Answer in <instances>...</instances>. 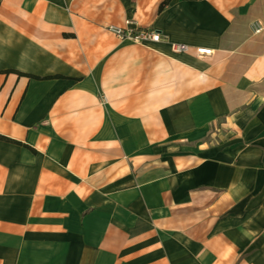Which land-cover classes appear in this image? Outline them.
<instances>
[{
	"label": "crops",
	"instance_id": "crops-1",
	"mask_svg": "<svg viewBox=\"0 0 264 264\" xmlns=\"http://www.w3.org/2000/svg\"><path fill=\"white\" fill-rule=\"evenodd\" d=\"M166 1L0 0V264H264V0Z\"/></svg>",
	"mask_w": 264,
	"mask_h": 264
},
{
	"label": "built area",
	"instance_id": "built-area-1",
	"mask_svg": "<svg viewBox=\"0 0 264 264\" xmlns=\"http://www.w3.org/2000/svg\"><path fill=\"white\" fill-rule=\"evenodd\" d=\"M112 33H114L121 40H128L134 43H147V42H160L166 40L163 36L152 29H129V28H119L116 26H110L108 28ZM260 28H257L255 31H259ZM171 49L175 53H182L188 51L189 47L183 44H170ZM195 53L198 56H211L213 50L210 48H196Z\"/></svg>",
	"mask_w": 264,
	"mask_h": 264
},
{
	"label": "trees",
	"instance_id": "trees-1",
	"mask_svg": "<svg viewBox=\"0 0 264 264\" xmlns=\"http://www.w3.org/2000/svg\"><path fill=\"white\" fill-rule=\"evenodd\" d=\"M168 1V0H167ZM167 1L165 3H163L161 6H160V10L163 8V6L167 3ZM8 141V139H5Z\"/></svg>",
	"mask_w": 264,
	"mask_h": 264
}]
</instances>
